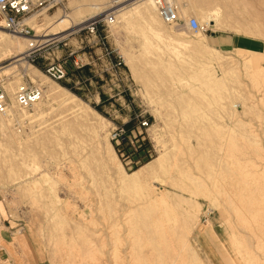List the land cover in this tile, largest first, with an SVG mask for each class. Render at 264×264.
<instances>
[{
	"label": "rangeland",
	"instance_id": "1",
	"mask_svg": "<svg viewBox=\"0 0 264 264\" xmlns=\"http://www.w3.org/2000/svg\"><path fill=\"white\" fill-rule=\"evenodd\" d=\"M107 1L111 4L130 5L138 0ZM174 3L179 12L178 23L171 28L164 26V29L178 31L174 38L180 40L181 44L176 45L151 36L141 22L123 26L124 28L111 26L106 29V43L112 53V61H118L119 65L114 66L107 76H103V81L97 84L95 81H82L88 78L89 73L82 80L70 75L72 59L88 51L83 49L79 37L74 35V31L82 24L66 32L62 37L63 42L58 46H49L43 53L47 60L41 58V62L66 61V79L53 82L76 96L83 103L81 105L93 110L108 124H102V128H98V118L87 111L90 123L97 127L93 133L54 104L53 110L29 121L20 118L21 111L14 108L13 118H8L11 120L9 127H0V216L6 226L2 227L3 235L8 236V242L12 243L5 245L3 241L0 242V246L6 250L1 257L5 254L9 258L5 264H58L60 258L64 260L69 255L72 247L73 253L68 259H80L81 255L79 258L75 256L79 253L76 251L78 246L73 241L75 231L72 227L74 228V223L86 224V221L84 235L88 237L94 232L97 244L104 245L101 255L97 254L99 261L90 264H114L110 253L115 246L121 258H124L121 263L133 264L130 260L133 257L130 256L132 246L140 239L144 244L137 249L151 251L152 245L148 242L150 235L154 233L150 225H147L155 222V218H165L158 202L145 204L154 194L151 190L160 192L164 189L169 195L189 197L186 192L172 187L169 178H179L184 182H187V178H247L253 189H262L259 186L264 183V102L261 101L264 81L260 76L257 81L247 76L245 63L249 54L214 48L206 37L229 34L264 44V0H174ZM212 8L219 10V19L224 28L208 25L207 33L200 35L225 60L219 64H211V73L223 78V82L209 88L202 84L200 86L198 78L192 76L191 68L198 66L197 61L200 60L184 48L182 43L196 40L197 35L185 29L184 21L194 17L200 22L199 16ZM182 9L184 12H181ZM57 12L59 15L72 12L68 0L62 6L42 13L35 19L39 21L44 16L51 18ZM34 25L35 23L32 24ZM139 29L143 31L140 32ZM34 34L39 38L28 40L51 37H40L44 34L42 30H35ZM27 49L24 45L19 52L11 53L0 62V72L14 66L11 74H0V84L12 104L13 96L9 92L8 82H12L15 89L22 82H32L31 78L38 81L33 70L43 74L25 60ZM90 51L98 52V49ZM70 52H73L72 56H68ZM124 57L128 59L127 63ZM15 60L19 62L12 64ZM253 60L264 67V56L253 57ZM130 67L135 69V76L131 75ZM41 101L45 103L44 99ZM101 101L104 103L101 104ZM98 105L99 110H96ZM27 111L29 114L34 113L33 108ZM132 113L137 115L135 127L139 121L147 122V127L140 129V134L135 129L134 135L143 137L151 154L146 159L129 165L117 153L110 134L117 125L127 122ZM107 144L126 172L136 170L166 149L168 154L165 169L158 176L167 177L168 183L163 185L154 182L151 190L145 184L120 189L114 176L112 177L113 171L108 170L105 165ZM40 171L50 177L49 182L39 179ZM32 178L38 179L37 192L45 189L41 191L44 195L41 196L40 192L37 194L36 190H28L25 182ZM42 181L49 184H43ZM46 192L51 193L47 195ZM55 196L61 202L55 203ZM217 198L220 202V198ZM193 200L199 203L195 206L198 210H195L196 218L190 222L191 229L187 231L189 235L186 234L188 244L184 255L176 246L180 257H187L189 264H194V257L200 258L203 264H244L241 259L246 258L248 253L249 258H260V262L256 258L257 264H264V245L260 246L261 241H256L248 229L236 223L235 216L231 210L228 211L226 204L217 206L200 196ZM56 210H62L60 212L65 214L68 221L65 228L56 227L57 219L53 217ZM176 214L172 210L169 215L173 217ZM61 234L66 236L63 240ZM235 234L236 237L237 234L240 235L237 238L244 242L243 245L248 250L252 248L250 251L241 249V255L244 253L241 257L231 247L230 239L234 243ZM115 237H119L118 243L114 241ZM245 240H251L252 245ZM167 255L168 253L164 255L165 258ZM60 264H66V261Z\"/></svg>",
	"mask_w": 264,
	"mask_h": 264
},
{
	"label": "bare ground",
	"instance_id": "2",
	"mask_svg": "<svg viewBox=\"0 0 264 264\" xmlns=\"http://www.w3.org/2000/svg\"><path fill=\"white\" fill-rule=\"evenodd\" d=\"M172 2H174V0H172ZM68 4L72 9V12L70 14L59 15V13L57 12L54 17L50 18V17L44 16L43 19H41L39 21H36V19H35L36 17L33 18L32 24L35 23L33 28L37 31L42 30L44 32V34L41 35L40 37L44 38V37L52 36L53 39L54 38L60 39V38L65 36L66 32H68L69 30L78 26L79 24H83V23L87 22V20L94 18L96 16L103 15L105 12H107L111 9H116V10H112L114 12L115 18H116V21H115L114 25H112V27L113 26H114V28H115V26L116 27L117 26L123 27V26H128L130 24H138L139 22H141L142 24H144V26L146 28L145 29L146 32H148L151 36L156 37L157 39H160V40H167L170 43H176V45L181 44L179 42L180 40L174 38V35L178 34V31L174 32V31H169V30L164 29V26H166V25H164L163 22L158 17L157 12H156V10H155V8L152 5L150 0H138L137 2L131 3L130 5H127L125 3L111 4L107 0H68ZM100 5H103V6L101 7ZM105 5L107 7H105ZM182 11L184 12V9H182L181 12ZM218 11L219 10H216L213 8L209 9L207 12L205 11V13H203L202 15L199 16L200 22L206 23L207 25L215 26L216 28L222 27V25H224V24L219 19V12ZM178 13L179 12L177 9V15H178ZM121 23H122V25H121ZM1 27L4 31L1 29ZM1 27H0V62L3 61V59L8 58L11 53L19 52L21 50L22 46L25 45L28 48L27 50H29L32 48L33 44L40 42L39 39H33V40L29 39L28 40V38H23L20 36H16L14 34H10L3 28L2 23H1ZM169 28H171V27H169ZM223 28L224 27H222V29ZM129 29L136 30L133 27H131V28L129 27ZM139 31L142 32L143 30L139 29ZM33 38H39V37L35 36ZM182 46L184 48H186L187 50H189L191 53L195 54L199 58V60L201 61V62L197 61L198 66H196L195 68H191L192 69V76H195L196 78H198V80L200 82V86L202 84L203 86H208L209 88H211V87L219 86L223 82V78L214 76V73H211L212 72L211 64L214 65V64H219L221 62H224L225 58H223V56H221L217 51H215V49H213V47L208 45L206 43L205 39L203 37H201L200 34L196 35V40L184 42V43H182ZM26 55H27V52H26ZM26 55H25V57H26ZM16 56H14V57H16ZM124 59L127 63L128 59L126 57H124ZM18 62H19V60H15L12 64H14V63L16 64ZM20 64L21 63H19V65ZM26 66H28V65H26ZM245 67H246L245 69L247 71V76L252 78L254 81H257L258 76H260L264 81V68L257 67L254 64V62L252 61L251 57H249L247 59V62L245 63ZM13 69H14V66L10 67L8 69H5L4 71H1L0 74L7 76L9 73L11 74L10 71ZM129 71H130L132 76L136 75L135 69L133 67H130ZM33 72H35L36 77H38V81L33 79V78H31V81L33 83H38V85L40 87H42V99L41 100L44 99L45 103H43L40 100L39 102H37L36 104L31 106V108H33V110H34L33 114H29L27 110H22L21 112L18 110L20 112L19 113L20 114L19 116H21L20 118H25L28 121L32 120V118H40L46 114V111L53 110L52 105L56 104L57 107L62 108L66 112H68L74 120H77L78 121L77 123L81 124L82 126H84L87 129L89 128V130H91L93 133L95 132V129L97 127L95 126L96 127L95 128L92 125V122L90 123V118L87 115V111H90L92 114H94L96 116V118H98L97 121H99V123H100L98 128L101 129L102 124H108L98 114L94 113L93 110L89 109L88 107H84L85 105L84 106L81 105L83 103H81V101L76 96H74L73 94L68 92V90L62 88L61 86H59L55 82L50 81L45 75L37 72V70L36 71L33 70ZM18 79H20V78H18ZM16 81L17 80H15V82ZM49 82H51V83H49ZM8 89H9L10 94L13 96V94H14L13 92L15 89H14V86H12V82H8ZM261 101L264 102V94L261 98ZM12 105H13V108L16 109L14 101H13ZM8 118L9 117L0 116V127L4 128V129H7L9 127L11 120ZM12 118H13V116H12ZM20 118H19V120H20ZM25 119H23V120L25 121ZM5 122H7V123H5ZM93 124H94V122H93ZM47 139L50 140V138H47ZM106 149H107V152L105 153L106 155L104 158L106 159L107 162L105 163V165L108 168V170L113 171L112 177L114 176L113 178H114L115 182L117 183V185L120 189L136 188V187H140L141 184H145L148 187V189L151 190V188H153L152 184L154 182H159L160 184L164 185V184L168 183V181H169L170 185L172 187L177 188L180 191L186 192L189 195L188 198H185L182 195H172V194L169 195L168 193H166V190H164V189L161 190L160 192L151 190V192L152 193L154 192V194L152 195V197H149V199H147L145 204L150 205V204L158 202L160 204V207H161L160 211H162L163 215H165L164 216L165 218H163V219L162 218H155L156 219L155 222H151V224L149 223L147 225V226L150 225V227L152 229V233H154V234L150 235V239H149L150 242H148V244L152 245L151 251L138 250L137 248L143 246L144 243H142L141 242L142 240L140 241V239H137V242L135 241L136 243L132 246V249H131V250H133V252L130 255V256H133L132 259H130L133 262V264H189L187 257H185V256L180 257L178 255L179 252L176 249V246H178L181 249V250L180 249L179 250L182 251V253L184 255V249L187 247V244H188L186 234H187V231L191 229L190 228V222L196 218V211L198 210V208H196V207L199 205V203H197L196 200H193V198H197L199 196L206 198V200L209 199L210 200L209 202L214 203L217 206H222V205L226 204L229 208L228 211L231 210V212L235 216V221H237L236 223L243 226L245 229H248L247 231H249V232H251V234H253V238L255 236V238L257 239L256 241H261L262 244H260V246L264 245V183H262V186H259V187H262V189H260V188L253 189L251 187V183L249 182V180L247 178H207V179L205 178L206 180L202 179V178H187V182H184L183 180H181L179 178H177V179L176 178L175 179L169 178L167 181V179H166L167 177L166 178H160L158 176V173L161 171H164V169H165L166 158H167V154H168V151H166V149H163V151H161L158 154V156L153 158L151 161L145 163L144 165L140 166L139 168H137L136 170H133L131 172H126L123 170L122 166L118 162V160H117V158H116V156H115V154H114V152H113V150L109 144H107ZM73 174H75V173H73ZM38 175L40 177L39 179H42L45 182L50 179V177L46 173H44L43 171H40L38 173ZM37 180L35 178L34 179L32 178L31 181H28V182L26 181L27 183L25 182V184H27V188L29 191L34 190L32 192H35V190H36V193L38 194L40 192L39 194H41V196H42V195H44V192H41V191H44L45 189L41 190V191L38 190L39 192H37V188L39 187V186L37 187V185L39 184ZM263 180H264V178H263ZM23 182H24V180H23ZM45 182H43V184ZM22 183H21V185H25ZM45 184L48 185L49 183L48 184L45 183ZM50 193L46 192L47 195ZM85 194H87V193H85ZM217 197L220 198V202L217 200L218 199ZM55 198H57V199H54V200H56L55 203L61 202V200L58 198V196H55ZM51 201L53 202V199ZM50 205H51V203H50ZM51 207H52V205H51ZM143 207H145V206H143ZM141 208H142V206H141ZM172 210L176 211V213H177L176 216L172 215L173 217H171L169 215ZM223 210H226V209H222V211ZM53 211H55V210H53ZM60 211H62V210H60ZM60 211L56 210L55 214H53V217L55 219H57L56 220V227L62 229V228H65L67 226L68 221H67L65 214H62V212H60ZM224 213H226V212L224 211ZM227 214H229V213H227ZM89 221H91V220H88V222ZM83 222H84V220H83ZM86 224H87V221H86ZM86 224L81 223V222H79V223L77 222V223H74V228L72 227V229L75 231L73 241L76 242V245L78 246L76 251H77V253H79L78 255H75V256L78 257L81 255L80 259H78V260L75 258L74 259H68L69 256L72 255V253H73V251H72V249H74L73 247H72V249L68 248L69 249V252H68L69 255L67 254L66 258H65V256L60 255L61 249H62L61 248V249H59L60 254L59 253L58 254L60 256L64 257L65 259L61 260V258H60L61 262H59L60 261L59 260L58 264L62 263L63 261L64 262L66 261V264H67V262H69V263H75L76 262L77 264H90V262H95L96 260L99 261L97 259L98 258L97 254L101 255V253H102L101 248L104 245L102 243H101V245H100V243H99V245L97 244V242H96L97 241V237H96L97 235H95L94 232H92V234L90 233V235H88V237L86 235H84V233H85L84 230H85ZM70 225H71V223H70ZM115 225L116 224H114V226ZM144 228H147V227L145 226ZM72 229H69V230H72ZM241 229H242V227H241ZM166 232H168V234H166ZM38 233H39V231H38ZM187 235H189V234H187ZM244 236H246L245 233H244ZM247 236L249 237V235H247ZM65 237L63 234H61L62 240ZM237 237H240V235L237 234ZM237 237L235 234L234 239H233L234 243H232L231 239H230V243H231V247L234 249V251L236 253L240 254V257H241L244 254V253H242V255H241V252H242L241 249H243V251H244L245 248L247 249V247H245L246 245L245 244L243 245L244 242H242V240L240 238H237ZM99 240L102 241L101 238ZM114 241L118 243L119 237H115ZM250 241L249 240L246 241L247 244H248V242L250 243ZM61 242H64V241H61ZM58 244H60V243H58ZM65 244L63 246L64 250H65ZM242 245L244 246V248H242L243 247ZM71 246H72V244H71ZM253 246H255V245H253ZM59 247H62V246H59ZM248 247H250V246L248 245ZM250 249H252V248H250ZM250 249L249 250L247 249V251H250ZM256 249L258 250V246H256ZM262 249H264L263 246H262ZM55 251L57 253V250H55ZM62 252H64V251H62ZM252 252L253 251H251V253ZM64 253H67V252H64ZM166 253H168V255L165 258L164 255ZM262 253L261 254L264 255V251H262ZM111 254L113 255V258H112L113 261L112 262L114 264H120L124 259V258H121V256L119 255L120 253H119V250L116 246L113 249V251L110 253V255ZM249 257L250 256L248 255V253L246 254V258L242 257L241 260L244 261V264H257L258 262H260L259 261L260 258L258 259V257H256L258 262L256 261V258L251 257L252 258L251 259ZM131 261H130V263H131ZM24 262H26V261H24ZM193 263L194 264H203L201 259L197 258V257L196 258L194 257ZM23 264H25V263H23ZM121 264H124V263H121Z\"/></svg>",
	"mask_w": 264,
	"mask_h": 264
},
{
	"label": "built area",
	"instance_id": "3",
	"mask_svg": "<svg viewBox=\"0 0 264 264\" xmlns=\"http://www.w3.org/2000/svg\"><path fill=\"white\" fill-rule=\"evenodd\" d=\"M65 0H0V22L3 28L10 34L18 35L24 38L35 37V30L32 26L33 18L40 14L48 12L54 8L62 6ZM154 6L160 20L167 27L176 26L178 23L177 6L172 0H150ZM116 21L115 14L112 10L105 12L103 15L96 16L87 20L82 26L74 31V35L79 37V43L83 49H88L87 53L77 55L71 61V69L79 71L86 67L91 74L87 78L89 83L99 79L103 81V76H107L114 66H118L119 62L112 61V53L108 49L106 43V29L114 25ZM185 29L191 34H206L208 25L199 23L194 17H189L184 21ZM83 36V38L81 37ZM33 40V39H30ZM62 39H41L39 43L33 44L32 48L27 51L25 60L35 69L45 74L50 80L61 82L65 80L68 73L66 72L65 63L59 62H41V58L47 60L43 53L49 46L62 43ZM93 48L99 49V53L91 52ZM81 49V47H80ZM70 52L68 56H72ZM94 79V80H93ZM95 83H97L95 81ZM42 99V88L33 82H22L14 91L13 101L16 109L19 111L28 110ZM12 102L8 100L6 92L2 84H0V116L12 118L13 114ZM135 115V122H136ZM147 122L139 121L138 125L131 130H126L123 124L117 125L110 134V140L115 143V148L119 156L126 161L127 164L133 165L143 158L150 156L151 151L149 145L145 150L138 151L141 143L145 142L143 137L136 136L135 129L140 134V129H145ZM141 138V140H139ZM135 143V144H134ZM147 143V142H146ZM5 227L4 220L0 216V242H2V233ZM4 248L0 246V264L7 262L6 257H1Z\"/></svg>",
	"mask_w": 264,
	"mask_h": 264
},
{
	"label": "crops",
	"instance_id": "4",
	"mask_svg": "<svg viewBox=\"0 0 264 264\" xmlns=\"http://www.w3.org/2000/svg\"><path fill=\"white\" fill-rule=\"evenodd\" d=\"M206 39L208 43L212 45L214 48L223 49V50L230 49V50H233L239 53L249 54L254 64L257 67H262V66H259L256 61L253 60V57L257 58V57L264 56V44L261 43L260 41H256V40H252V39L240 37V36L229 35V34H226V35H214L213 34V35H210V37H206ZM95 53H99V49H98V52L96 51ZM7 238L8 236L3 235V243L5 245H8L9 243H11V241L8 242ZM4 253H6L5 248H4ZM4 255L2 256L6 257L9 261V258Z\"/></svg>",
	"mask_w": 264,
	"mask_h": 264
},
{
	"label": "trees",
	"instance_id": "5",
	"mask_svg": "<svg viewBox=\"0 0 264 264\" xmlns=\"http://www.w3.org/2000/svg\"><path fill=\"white\" fill-rule=\"evenodd\" d=\"M112 58H113V56H112ZM114 61H115V59H114ZM115 62H116V61H115ZM88 73H89V72H88L87 68H86V67H83V68H82L81 70H79V71H73V70H71L70 75L75 76L76 78L81 79V78H83V77L86 78V75H87ZM90 76H91V74L89 73L88 77H90ZM81 80H82V79H81ZM93 80H94V79H93ZM82 81H84V82H88V81H87V78L84 79V80H82ZM94 81L99 82V80H94ZM96 84H97V83H96ZM100 99H103V97L100 96ZM103 103H104V101H101V104H103ZM99 107H100V106L98 105V106L95 107V109H96V110H99ZM135 114H136V113H132V114L130 115L129 120H128L127 122L123 123V127H124L126 130H128V131L135 127V126H134V125H135ZM146 147H147V143H146V142H143V143H141L140 148H139L138 151L145 150Z\"/></svg>",
	"mask_w": 264,
	"mask_h": 264
}]
</instances>
